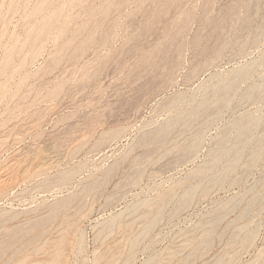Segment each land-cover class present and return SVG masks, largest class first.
Instances as JSON below:
<instances>
[{
    "label": "rangeland",
    "instance_id": "374dc122",
    "mask_svg": "<svg viewBox=\"0 0 264 264\" xmlns=\"http://www.w3.org/2000/svg\"><path fill=\"white\" fill-rule=\"evenodd\" d=\"M0 249L264 264V0H0Z\"/></svg>",
    "mask_w": 264,
    "mask_h": 264
},
{
    "label": "bare ground",
    "instance_id": "6f19581e",
    "mask_svg": "<svg viewBox=\"0 0 264 264\" xmlns=\"http://www.w3.org/2000/svg\"><path fill=\"white\" fill-rule=\"evenodd\" d=\"M117 1H118V0H117ZM178 2H179V1H178ZM162 3H163V2H162ZM116 5H117V4H116ZM159 6H160V5H159ZM38 11H39V10H38ZM38 11H37V12H38ZM175 11H176V10H175ZM173 12H174V11H173ZM171 15H172V14H171ZM99 19H100V18H99ZM97 21H99V20L97 19ZM224 21H225V20H224ZM158 22H159V21H158ZM157 24H158V23H157ZM222 24H223V23H222ZM153 25H154V24H153ZM219 26H220V24H219ZM219 26H218L217 28H219ZM146 27H147V26H146ZM147 28H148V27H147ZM102 30H103V29H102ZM102 30H101V31H102ZM114 30H115V29H114ZM141 30H142V29H141ZM146 30H147V29H146ZM220 30H221V29H220ZM217 31H218V30H217ZM219 32H220V31H219ZM182 33H183V30H182V29H179V30L177 31L176 35H180V34H182ZM141 34H142V33H141ZM147 35H148V34H147ZM89 36H91V35H89ZM104 36H105V35H104ZM137 36H139V34H138ZM141 36H142V35H141ZM159 36H160V35H159ZM86 37H87V36H86ZM140 38H141V37H140ZM218 38H220V37H217V40H218ZM91 39H92V38H91ZM98 39H99V38H98ZM139 40H140V39H139ZM215 40H216V39H215ZM99 41H100V40H99ZM89 42H90V41H89ZM142 42H143V41H142ZM174 43H175V42H174ZM174 43H173V45H174ZM71 44H72V43H71ZM141 44H142V43H141ZM83 45H84V44H83ZM86 45H87V44H86ZM173 45H172V46H173ZM205 46H206V45H205ZM134 48H135V47H134ZM138 48H139V47H138ZM85 49H86V47H85ZM164 49H165V48H164ZM83 50H84V49H83ZM83 50H82V52H83ZM86 50H87V49H86ZM206 50H207V49H206ZM71 51H72V50H71ZM132 51H133V50H132ZM175 51H176V50H175ZM136 52H137V51H136ZM169 52H170V51H169ZM77 53H78V52H77ZM81 54H82V53H81ZM175 54H176V53H175ZM201 54H202V53H201ZM171 55H172V54H171ZM74 57H75V56H74ZM8 58H9V57H8ZM162 60H163V59H162ZM162 60H161V61H162ZM169 60H171V59H169ZM172 60H173V59H172ZM142 62H144V61H142ZM143 64H146V63H142V64L139 63V65H143ZM160 64H161V63H160ZM165 64H166V63H165ZM165 64H164V66H166ZM168 64H169V63H168ZM169 65H170V64H169ZM164 66H163V67H164ZM161 70H162V69H161ZM150 71H151V70H150ZM246 71H247V70H242V71H240V72L237 74V77H244V76L246 75ZM142 72H143V71H142ZM142 72H141V73H142ZM138 75H139V74H138ZM138 75H137V76H138ZM83 77H84V76H83ZM155 77H156V76H155ZM132 78H133V77H132ZM137 78H138V77H137ZM139 78H140V77H139ZM161 78H162V77H161ZM134 79H135V78H134ZM151 79H152V78H151ZM151 79H150V80H151ZM158 79H159V78H158ZM150 80H149L148 82H150ZM159 80H160V79H159ZM154 81H155V83L158 82L157 80H154ZM155 83H154V84H155ZM146 85H148V83H147ZM146 85H145V86H146ZM222 86H223V90L227 91V90L230 88L231 84H230V83H225V84H223ZM151 87H152V85H151ZM151 87H150V89H151ZM154 87H155V86H154ZM148 90H149V89H148ZM149 92H150V90H149ZM144 96H145V95H144ZM139 99H140V98H139ZM198 107H199V106H198ZM194 111H195V110H194ZM187 121H188V120H187ZM169 124H170V123H169ZM174 125H175V124H174ZM174 125H173V127H174ZM161 126H162V125H161ZM185 126H186V125H185ZM170 128H172V127H170ZM172 129H173V128H172ZM167 130H168V129H167ZM167 130H166V131H167ZM169 130H170V129H169ZM166 131H165V132H166ZM170 131H171V130H170ZM167 133H169V131H168ZM146 134H147V132H146ZM150 135H151V134H150ZM158 139H159V138H158ZM188 139H189V138H188ZM188 139H187V140H188ZM165 140H166V139H165ZM198 143H199V142H198ZM96 144H97V143H96ZM93 146H94V145H93ZM196 146H197V145H196ZM74 150H75V149H74ZM188 150H189V149H188ZM190 150H192V149H190ZM185 154H186V153H185ZM182 156H183V155H182ZM224 156H225V155H224ZM180 159H181V158H180ZM238 159H239V158H238ZM178 160H179V159H178ZM113 167H114V166H113ZM108 170H109V169H108ZM203 170H204V169H203ZM67 175H68V174H67ZM104 177H105V176H104ZM103 180H104V179H103ZM96 181H97V180H96ZM96 181L93 182V183L95 184ZM87 184H89V183H87ZM90 186H91V184H90ZM93 186H95V185H93ZM90 189H91V188H90ZM90 189L88 190L89 192H90ZM92 189H93V188H92ZM92 189H91V190H92ZM81 190H82V188H81ZM192 190H193V189H192ZM88 191H87V193H88ZM67 196H68V195H67ZM188 196H189V194H187L186 197H188ZM164 197H165V195H164ZM165 198H166V197H165ZM162 199H163V198H161V200H162ZM65 200H66V199H65ZM161 200H159V201H161ZM86 201H87V200H86ZM65 202H66V201H65ZM159 203H160V202H159ZM144 204H145V203H144ZM63 205H64V204H63ZM63 205H62V207H63ZM57 206H58V207L60 206V202H59V204H58ZM64 206H65V205H64ZM76 206H77V204H76ZM83 206H84V205H83ZM142 206H143V205H142ZM186 206H187V205H186ZM81 207H82V206H81ZM151 207H152V206H151ZM54 209H55V208H54ZM81 209H82V208H81ZM176 210H177V209H176ZM52 211H54V210H52ZM149 212H151V211H149ZM58 213H59V212H58ZM46 214H47V213H46ZM51 214H52V215H50V216H53V212H52ZM221 216H222V215H221ZM80 217H81V216H80ZM51 218H52V217H51ZM51 218H50V219H51ZM57 218H58V217H57ZM56 220H57V219H56ZM80 220H81V219H80ZM80 220H79V221H80ZM41 221H42V220H41ZM133 221H134V220H132V222H133ZM29 222H31V221H29ZM42 222H43V221H42ZM76 222H77V220H75V224H76ZM25 223H27V222H25ZM38 223H39V222H38ZM72 223H73V222H72ZM114 223H115V221H114ZM153 223H154V222H153ZM27 224H28V223H27ZM27 224H26V225H27ZM36 224H37V223H36ZM111 224H112V223H111ZM129 224H130V223H129ZM33 225H35V224H33ZM33 225H32V226H33ZM71 225H72V224H71ZM127 225H128V224H127ZM132 225H133V224H132ZM132 225H131V226H132ZM36 226H37V225H36ZM75 226H76V225H75ZM131 226H130V228H132ZM150 226H152V225H150ZM29 228H30V227H29ZM29 228H28V229H29ZM32 228H33V227H32ZM124 228H126V227H124ZM214 228H215V227H214ZM66 229H68V228H66ZM73 229H74V228H73ZM73 229H72V230H73ZM30 230H32V229L30 228ZM72 230H71V231H72ZM124 230H125V229H124ZM29 232H30V231H29ZM100 233H102V232H100ZM123 233H124V232H123ZM146 233H147V232H146ZM234 233H235V232H234ZM23 234H24V233H23ZM110 234H111V233H110ZM141 234H143V233H141ZM64 236H65V235H64ZM99 236H100V235H99ZM138 236H139V234H138ZM145 236H146V235H145ZM13 237H14V238H13ZM13 237L11 236L10 238H8L9 240H8V242L6 241V243H7V244L10 243L9 241H11V243H12V242H13L12 239L14 240V239L16 238V235L14 234ZM35 239H36V238H35ZM207 239H208V238H207ZM31 240H32V239H31ZM33 241H34V239H33ZM62 241H63V240H62ZM31 242H32V241H31ZM4 243H5V242H4ZM2 244H3V242H2ZM29 244H30V243H29ZM13 245H14V244H13ZM23 247H24V246H23ZM23 247H22V248H23ZM5 248H6V247H5ZM5 248H3L4 250H3L2 252L5 251ZM22 248H20V249H22ZM9 249H10V248H9ZM9 249H7V250H9ZM20 249H19V250H20ZM0 250H1V249H0ZM33 250H34V249H33ZM191 251H192V250H191ZM0 252H1V251H0ZM5 252H8V251H5ZM5 252H4V253H5ZM21 252H22V251H21ZM30 252H31V251H30ZM189 253H190V252H189ZM18 254H20V253H18ZM12 255H13V254H12ZM0 256H1V255H0ZM193 256H194V255H193ZM1 257H2V256H1ZM127 258H128V257H127ZM192 258H193V257H192ZM0 259H1V258H0ZM11 259H12V257H11ZM13 259H14V258H13ZM59 260H60V259H59ZM59 260H58V263H59ZM6 262H8V261H6ZM54 262H55V261H54Z\"/></svg>",
    "mask_w": 264,
    "mask_h": 264
}]
</instances>
